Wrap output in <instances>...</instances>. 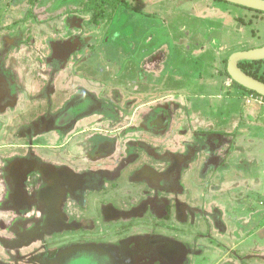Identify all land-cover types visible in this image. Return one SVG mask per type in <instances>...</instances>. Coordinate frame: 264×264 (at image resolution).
Returning a JSON list of instances; mask_svg holds the SVG:
<instances>
[{"label":"flooded vegetation","instance_id":"flooded-vegetation-1","mask_svg":"<svg viewBox=\"0 0 264 264\" xmlns=\"http://www.w3.org/2000/svg\"><path fill=\"white\" fill-rule=\"evenodd\" d=\"M75 22L65 19L64 30L83 24ZM57 40L44 57L1 66L8 49L0 54V264H191V253H209L217 211L202 214L180 200L192 152L176 155L152 141L168 134L170 116L153 117L156 106L138 125L113 112L108 120L104 97L82 84L89 72L73 69L87 57L74 59L79 46ZM18 63L40 69L37 92H21ZM29 90L42 103H21L18 94Z\"/></svg>","mask_w":264,"mask_h":264},{"label":"rangeland","instance_id":"rangeland-1","mask_svg":"<svg viewBox=\"0 0 264 264\" xmlns=\"http://www.w3.org/2000/svg\"><path fill=\"white\" fill-rule=\"evenodd\" d=\"M92 1L0 0V54L5 48L8 49L1 66H7L9 59L12 60L19 51L34 56L36 52L30 46L31 25L48 24L54 38L67 39L75 42V47L79 46V53L74 59L81 55V58L87 57L86 62L74 61L73 69L78 65L79 70L89 72L82 84L96 94L100 92L96 97H104L105 110L110 109L108 120L110 116L114 117L113 112L125 123L138 125L143 115L156 106L151 114L153 117L156 114L170 116L172 111H177L174 110L176 101L173 97H179L184 112L181 110L179 115L175 114V118L170 117L168 123L174 120L176 128L180 125L182 134L185 133L182 124L187 116L186 109L193 104L212 102L199 98L200 95L208 97L215 92L214 87L207 84L219 85L230 80L226 74L229 56L236 51L264 45V14L225 2L119 0L115 13H112V4L105 3L108 16L99 26H90L89 21L94 13ZM74 16L75 20L82 18L83 24L79 29L72 27L70 32H66L64 20L76 24ZM24 24L27 31L23 30ZM56 29L59 30L57 34ZM251 71L264 77V63L254 65ZM2 74L6 73H0V79ZM20 87L23 89L21 92H25L26 85L20 83ZM183 95H196L197 98L184 99L181 98ZM160 107L162 109L159 111ZM162 117L158 116V119ZM140 138L151 143L146 135ZM154 146L166 149L158 141ZM193 157L189 170L191 192L188 195V191L185 194L181 191L180 200L189 202L191 197L189 203L201 210L202 214L211 215L216 208L224 231L210 230L211 241L205 242L215 248L212 240H217L221 244V251L215 253V249L210 248L209 253L199 257H193L191 253V264H264V226L255 229L236 220L250 219L248 216H252L251 212L254 211H247L246 207L237 217L236 214L231 215L230 209L222 211L219 206H208L220 197L218 192L221 191L209 183L212 180L209 175L198 174L200 162L195 163L198 156ZM189 171L182 170L184 180ZM187 249L198 251L195 246L189 248L187 245ZM7 255L5 252L2 260ZM203 256L206 258L201 260Z\"/></svg>","mask_w":264,"mask_h":264},{"label":"crops","instance_id":"crops-1","mask_svg":"<svg viewBox=\"0 0 264 264\" xmlns=\"http://www.w3.org/2000/svg\"><path fill=\"white\" fill-rule=\"evenodd\" d=\"M24 26L23 30L27 31L25 24ZM30 31L32 32L31 48H34L37 55L42 57L48 55L50 47L58 41L53 37L50 26L31 25ZM55 51L54 54H56ZM19 52L13 56L14 62L22 60V56H28V53L24 51ZM72 56L74 54L70 50L68 57ZM15 68L19 71L21 82L26 85L27 90L37 87L38 84L33 77L39 73L38 67L33 63H18ZM41 70L50 72L51 68L44 67ZM55 85L57 86L58 82ZM207 86L214 87L215 92L208 97L200 95L199 98H207L212 102L193 104L186 109L187 116L182 124L185 133L181 134L180 125L176 128L177 124L172 120L168 134L156 140L176 155L189 150L192 152L189 154L190 160L194 158L193 156L195 158L198 156V161L195 162H200L198 174L200 176L209 175L212 179L209 183L221 191L218 192L220 197L215 198L214 203H209L208 206H219L222 211L226 208L230 209L231 215L236 214L237 217H240L242 209L246 207L247 211H254L251 212L252 216H248L250 219L242 217L243 219L236 220H239V223L243 221L245 224H250L255 229L260 228L264 226V101L238 89L231 80H225L219 85L208 83ZM35 90H29L26 95L18 94L20 102L31 103L33 106L42 103L41 99L30 98ZM189 97L197 98L196 95H183L181 98ZM173 98L176 101L173 105L174 110L177 111H172L170 117L175 118V114L179 115L182 111L184 112V107L179 97ZM172 140L177 141L175 147L168 145ZM152 141L154 142L153 139ZM191 164L192 162H189L185 172L191 170ZM190 172L185 180L184 177L182 179L183 192L185 194L188 191V195L191 192ZM1 199L0 195V201ZM189 202H191V197ZM189 204L194 207L191 203ZM216 211L218 213V210ZM220 223L217 229L223 232L224 226L221 220Z\"/></svg>","mask_w":264,"mask_h":264},{"label":"water","instance_id":"water-1","mask_svg":"<svg viewBox=\"0 0 264 264\" xmlns=\"http://www.w3.org/2000/svg\"><path fill=\"white\" fill-rule=\"evenodd\" d=\"M231 5L264 13V0H221ZM264 61V45L248 50L236 51L227 59L226 73L229 79L237 85L254 92L264 99V82L245 73L239 63Z\"/></svg>","mask_w":264,"mask_h":264},{"label":"trees","instance_id":"trees-1","mask_svg":"<svg viewBox=\"0 0 264 264\" xmlns=\"http://www.w3.org/2000/svg\"><path fill=\"white\" fill-rule=\"evenodd\" d=\"M217 1H221V0H217ZM118 2L119 0H93L92 3L94 4V9L93 10V15L92 17L90 18V24L91 25H94V26H99L100 22L102 20L105 19L106 16H108V12L106 10V7H105V3H110L112 4V13H115L118 9ZM223 2V1H221ZM226 3V2H225ZM87 10H90V9H87ZM253 11V10H252ZM257 12V11H255ZM260 14H264V13H261L259 12ZM261 63H264V61H261V62H249V61H244V62H240L239 63V67L247 74L251 75L252 77L256 78V79H259L260 81L264 82V77H259L257 76L256 74H254L252 71H251V68L254 66V65H257V64H261ZM227 74V73H226ZM228 76V75H227ZM232 84L237 87L238 89L242 90L243 92L251 95L252 97L254 98H260L257 94H255L254 92H251V91H248L247 89L237 85L236 83L232 82ZM262 99V98H261ZM264 101V99H262Z\"/></svg>","mask_w":264,"mask_h":264}]
</instances>
